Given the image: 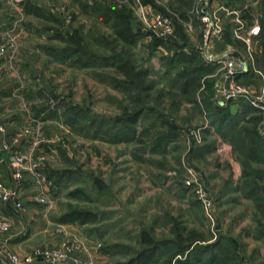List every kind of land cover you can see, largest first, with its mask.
Segmentation results:
<instances>
[{"label":"rangeland","instance_id":"obj_1","mask_svg":"<svg viewBox=\"0 0 264 264\" xmlns=\"http://www.w3.org/2000/svg\"><path fill=\"white\" fill-rule=\"evenodd\" d=\"M171 1L0 0V69L17 76L18 95L33 92L37 107L34 129L16 135L21 146L13 151L44 154L51 182L41 186L26 171L23 183L36 191L33 196L47 197L38 200L46 208L99 213L85 227L88 233L84 229L101 243L96 264L128 261L142 248L143 231L166 240L157 264L193 232L198 239L189 251L203 250L196 253L205 258L199 264H264V191L247 187L253 181L264 186V111L240 120L236 136L224 131L217 115L239 99L261 101L264 84L224 82L223 65L204 53L202 0L180 2L182 9L189 5L185 12ZM147 4L168 18L170 33L151 25ZM107 7L132 11L133 44L117 34L114 20L104 15ZM79 37L90 55L122 54L145 70L149 90L127 80L110 59L78 62L70 48ZM179 50L183 59L172 63ZM187 76L196 80L188 91ZM226 89L236 95L228 98ZM142 104L132 131L121 120ZM170 124L175 129L169 131ZM187 253L172 264L187 262Z\"/></svg>","mask_w":264,"mask_h":264},{"label":"crops","instance_id":"obj_2","mask_svg":"<svg viewBox=\"0 0 264 264\" xmlns=\"http://www.w3.org/2000/svg\"><path fill=\"white\" fill-rule=\"evenodd\" d=\"M182 1L184 0L171 1L179 12H185L189 8L188 5L182 9L180 5ZM192 1L186 0L188 4H192ZM202 4L218 15L224 29L223 37L210 43V51L218 56L243 61L247 65L246 70H240L235 75H228L225 71L224 82L249 80L252 84L256 81L264 84V0H202ZM146 9L150 20L159 12L158 6L147 4ZM4 23L0 21V30L3 29ZM241 23L244 25V34L248 40L237 38L233 33ZM198 24H202V21L199 20ZM1 36L0 31V39ZM9 77L14 79L10 80ZM16 77L12 71L6 72L0 69V145L2 146L0 181L19 190L17 200H0V216L7 217L12 222L9 231L0 232V256L7 254L8 251L15 252L21 258L18 264H96L98 243L93 235L88 236L84 233L85 227L89 224L63 221L62 212L43 206L38 201V196H33L36 191L29 190L31 187L23 181L18 182L11 169V153L13 150H19L21 146V140L18 141L16 135L21 127L28 125L35 127L37 108L32 99L33 92L31 97L29 94H25L27 97L17 94ZM260 99L261 101L252 97L251 101L255 106L249 104V107L263 110L264 99L263 97ZM245 106L239 99L235 101L231 109L236 112ZM260 126L264 130V120ZM18 200L23 203V207L16 205ZM85 232H87L86 229ZM65 238L82 243L80 247L70 252L67 261L53 263L36 256L37 250L57 247ZM28 258L31 259L30 262L27 261Z\"/></svg>","mask_w":264,"mask_h":264},{"label":"trees","instance_id":"obj_3","mask_svg":"<svg viewBox=\"0 0 264 264\" xmlns=\"http://www.w3.org/2000/svg\"><path fill=\"white\" fill-rule=\"evenodd\" d=\"M104 15L108 16L107 18L114 20V24L116 25V32L120 37L126 40L129 44H133L136 41L137 34L133 32L132 26L130 23V18L132 17V11L125 9V8L123 9V8L107 7L106 10L104 11ZM73 41L76 42L77 44L80 43L77 47L70 48L73 52L72 55H77L76 60H78V62L83 63L85 65L89 63L90 60L95 61L96 59V61H98V60H105V59L109 60L110 59L111 61H113V64L117 66L116 67L117 72L125 73L128 76L127 80L135 84L136 83L141 84L144 86L146 90H149L148 88L150 87L149 86L150 84L148 83V81H146V71L141 68H138V69L135 68V65L131 63L130 60L124 59L122 54L121 55L113 54L109 56L97 54V55L92 56L89 54V52L85 51V46L82 44L84 41L83 39H81V37H79L76 40H72V42ZM161 41L162 40L155 41L153 44L155 46L156 45L158 46ZM174 55L175 56L171 58L172 63L177 58L183 59L185 53L182 50H179V51H176V54L174 53ZM192 56L195 57L196 55H192ZM194 70H196V68L192 69L190 74ZM183 71L181 72V75H183L182 74ZM195 82H196L195 78L191 79L189 78V76H187L184 82V85H183L185 88L183 89L188 91L189 87L195 84ZM213 84H214L213 80H210V81L208 80L206 82V85L210 91H212L213 89ZM241 101L244 102V106L245 105L247 106H245V108L239 111H236L235 113L234 111H232L231 107L224 109V111L217 109V115H219L218 120L222 124H224V131H226V133L232 134V136L237 135L236 130H238L237 126L240 120H242L241 124H243L247 120H253V119L255 120L261 117L258 115L261 113V109L259 108L251 109V107H249V104L251 106L252 105L255 106L250 98L247 100L242 99ZM143 107H146V106H143L142 104V106L139 107L138 109L135 108V110L131 112L130 114L126 115L124 119L121 120V122L123 121L124 125L127 127L129 125V127L133 131L134 129L131 127V125L138 119V117L141 114V111L144 109ZM76 110L78 111L77 108ZM174 127H175L174 124H170L169 131L171 129H175ZM164 137H165V133L163 134V136H160L159 138H157L156 144H159ZM251 182L252 181H250V183ZM247 187H249L251 189L250 191L252 192H254V190L264 191V186H262L261 184L255 181H253V183L249 184V186ZM98 219H100L99 213L89 208H81V207L77 208V207L70 206L68 210L62 214V220L65 222L73 221V222H79L81 224H90V223H93L94 221H97ZM141 236H142L141 238L142 248H140L139 251H137V253L135 254L136 256L134 255L133 257H130L128 261L118 262L117 264H157V261H156L157 252L163 245L167 244L166 240H156L149 231H143ZM196 237L198 236H196L194 232L188 233L186 237H183L185 242H182L183 243L181 244L182 246H179L178 249L175 251V253L171 254L169 258H167V261L165 264H172L173 258L176 255H178L179 253L184 254L187 251H188V253L186 254L187 262H183L181 259H179L178 262L180 264H199V261H203V260L205 261V258L203 259V257H201L202 255H197L199 253L198 251H200V254H202L201 252H203V250H201L200 248L193 251V249L196 247L195 246L190 250L191 252L189 251L192 245L196 243L198 239ZM129 249H132V248L129 247ZM109 250H110L109 248L106 249L107 252H109ZM135 251L136 250H134L133 252L135 253ZM224 264L226 263L224 262Z\"/></svg>","mask_w":264,"mask_h":264},{"label":"built area","instance_id":"obj_4","mask_svg":"<svg viewBox=\"0 0 264 264\" xmlns=\"http://www.w3.org/2000/svg\"><path fill=\"white\" fill-rule=\"evenodd\" d=\"M206 5H202L199 7L198 10L201 11L200 19L205 23V54L206 56L215 62L220 63L223 65V68L227 72L228 75H235L238 71H244L247 69V65L243 61H238L228 57H222L215 55L213 52L210 51V43L213 40H219L223 37L224 29L222 24L220 23L219 17L217 14L210 12L206 9ZM151 25L155 28H161L162 34H167L172 31L171 24L168 21V18H165L161 14L157 13ZM244 25L241 23L239 24L233 31L234 35L237 38H241L244 40H248L246 35L244 34ZM4 55V48H0V60ZM239 86V85H238ZM236 87V86H234ZM239 93L242 89H236ZM229 90H225L224 94L228 98L232 95L236 94H227ZM235 93V91H234ZM237 93V94H239ZM264 110V104L262 105ZM32 125H28L23 128V132H19V136L21 137L24 134H28L32 130ZM2 150V146L0 145V152ZM46 156L42 153L35 154L33 150L26 151V152H19L13 151L10 156V166L13 170L15 177L18 182H22L25 176L26 171H30L36 178V180L40 183L41 186H44L46 183H50L46 173L43 170V164L45 162ZM47 187V186H46ZM19 197V190L16 187H9L3 181H0V200L9 201V200H17ZM39 201L46 203L48 199L45 195H41L37 197ZM16 205L18 207H23V203L21 201H16ZM12 222L7 217L0 216V232H7L10 230ZM81 242L77 240H71L70 238H65L62 243L54 248L49 249H39L36 252V256L45 259L46 261L53 262V263H63L67 261L70 256V252L77 247L81 246ZM101 243L97 244L99 247ZM7 254L0 256L1 264H18L21 261L20 256L12 251L6 252ZM30 258L27 261L30 262Z\"/></svg>","mask_w":264,"mask_h":264}]
</instances>
